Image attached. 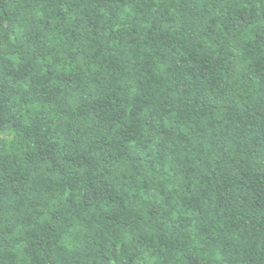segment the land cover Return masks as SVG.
I'll use <instances>...</instances> for the list:
<instances>
[{
  "label": "trees",
  "instance_id": "16d2710c",
  "mask_svg": "<svg viewBox=\"0 0 264 264\" xmlns=\"http://www.w3.org/2000/svg\"><path fill=\"white\" fill-rule=\"evenodd\" d=\"M0 264H264V0H0Z\"/></svg>",
  "mask_w": 264,
  "mask_h": 264
}]
</instances>
